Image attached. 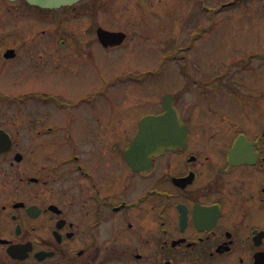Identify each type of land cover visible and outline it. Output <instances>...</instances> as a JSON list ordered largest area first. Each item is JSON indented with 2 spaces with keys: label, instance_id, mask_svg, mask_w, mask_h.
I'll use <instances>...</instances> for the list:
<instances>
[{
  "label": "flooded vegetation",
  "instance_id": "af4514ba",
  "mask_svg": "<svg viewBox=\"0 0 264 264\" xmlns=\"http://www.w3.org/2000/svg\"><path fill=\"white\" fill-rule=\"evenodd\" d=\"M32 1L0 0V264H264V0ZM219 26L225 45L194 51ZM99 29L123 39L104 46ZM153 32L175 47L154 71L181 83L154 112L111 111L113 88L144 73L103 78L95 47ZM168 94L185 140L132 166L140 121Z\"/></svg>",
  "mask_w": 264,
  "mask_h": 264
},
{
  "label": "rangeland",
  "instance_id": "374dc122",
  "mask_svg": "<svg viewBox=\"0 0 264 264\" xmlns=\"http://www.w3.org/2000/svg\"><path fill=\"white\" fill-rule=\"evenodd\" d=\"M245 21L246 20H241L237 29L255 30L253 25L245 28ZM152 28L155 27L152 26ZM257 29L263 30L264 32V25L262 23L258 24ZM219 30L220 26L206 36V45L204 44V41L197 43L194 51H200L201 48H206V46L219 47L225 45L224 43L228 41L227 39L216 38ZM227 30H229L228 26L225 27V31ZM261 44L264 45V39L261 40ZM165 47L166 49H164ZM174 49V38L163 33L153 32L148 36V39L138 42V45L131 50L119 51L106 55L107 52L96 46L95 52L97 54V62L99 63L100 72H102L103 78L112 79L116 75L126 74L127 72L156 70L159 67V63L162 62V60H164V58ZM194 51L190 54L184 55L183 59L167 62L179 65H186V63H188L191 65L196 61ZM170 69L171 66L166 65L163 67V70L156 73V75L146 74V77L143 79V84L139 87L134 86L131 83L125 84L123 88H121L120 85L114 87L112 92L114 96L111 102V111L117 113L128 112L131 117L156 111L158 109L156 99L161 97L166 90H173L176 87L178 80H180V76H174ZM192 69H194L193 66ZM23 84L24 82L20 81L16 86L9 87V91H18L23 87ZM36 84L43 89L55 88L58 90L62 86L61 83L57 81L52 82L46 78L37 79L35 81V86H37ZM67 87L73 90V87L70 85ZM138 92L144 95L143 100L134 107H125L124 104L127 100L128 94H138ZM117 95H121V97H117Z\"/></svg>",
  "mask_w": 264,
  "mask_h": 264
},
{
  "label": "water",
  "instance_id": "95a60500",
  "mask_svg": "<svg viewBox=\"0 0 264 264\" xmlns=\"http://www.w3.org/2000/svg\"><path fill=\"white\" fill-rule=\"evenodd\" d=\"M32 1V0H29ZM77 0H34L32 1L33 3H41L42 6L44 7H57V3L59 2L60 5H69L72 2H75ZM43 2V4H42ZM166 104H168L167 102L165 103V108H166V113H165V120H164V127L165 128H169L174 119H175V110L173 108H171L170 106H166ZM158 120H160V118H155V124H158ZM154 121L150 118H145L142 120L141 124H140V132L139 134L134 138V140L131 143V147L128 150L129 153H132L135 148L137 147V144L140 142H144L145 145L147 144V148L146 151H148V148H150V143H154V147L155 149H159L162 147H166L169 144V138L170 135L169 134H165V133H157V134H152V133H147L144 128H146V126L148 125H153Z\"/></svg>",
  "mask_w": 264,
  "mask_h": 264
}]
</instances>
